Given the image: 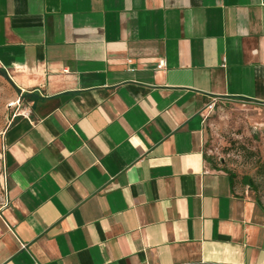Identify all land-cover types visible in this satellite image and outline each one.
Here are the masks:
<instances>
[{"label": "crops", "instance_id": "1", "mask_svg": "<svg viewBox=\"0 0 264 264\" xmlns=\"http://www.w3.org/2000/svg\"><path fill=\"white\" fill-rule=\"evenodd\" d=\"M0 63V264H264L204 147L211 99L264 103V0H0Z\"/></svg>", "mask_w": 264, "mask_h": 264}, {"label": "rangeland", "instance_id": "2", "mask_svg": "<svg viewBox=\"0 0 264 264\" xmlns=\"http://www.w3.org/2000/svg\"><path fill=\"white\" fill-rule=\"evenodd\" d=\"M6 83L0 74V131L7 117ZM205 109L204 147L210 163L235 174V187L264 207V103L247 99H211ZM3 145L0 140V152ZM4 165L0 154V201Z\"/></svg>", "mask_w": 264, "mask_h": 264}, {"label": "built area", "instance_id": "3", "mask_svg": "<svg viewBox=\"0 0 264 264\" xmlns=\"http://www.w3.org/2000/svg\"><path fill=\"white\" fill-rule=\"evenodd\" d=\"M166 65V62H165V60L164 59H162L159 63H158V68H162V67H164ZM0 68H1V63H0ZM8 106L9 107H11L12 108V111H13V116H16L17 114H19V113H24V114H26V115H28L29 113H27L24 109H23V105H22V103H21V101H20V99H18L17 101H11V102H9V104H8ZM207 109H212L213 107H214V103L212 102V103H210V104H207ZM3 180H4V185H3V188H4V190H6L7 189V173H6V171H4V173H3Z\"/></svg>", "mask_w": 264, "mask_h": 264}, {"label": "trees", "instance_id": "4", "mask_svg": "<svg viewBox=\"0 0 264 264\" xmlns=\"http://www.w3.org/2000/svg\"><path fill=\"white\" fill-rule=\"evenodd\" d=\"M235 99H245V98H242V97H234ZM214 167H218L217 165H214ZM225 170V169H224ZM228 174H229V176H230V178H231V182H232V185L234 186L235 185V174L234 173H232V172H229V171H227V170H225ZM257 203H259L260 204V202L257 200Z\"/></svg>", "mask_w": 264, "mask_h": 264}, {"label": "water", "instance_id": "5", "mask_svg": "<svg viewBox=\"0 0 264 264\" xmlns=\"http://www.w3.org/2000/svg\"><path fill=\"white\" fill-rule=\"evenodd\" d=\"M8 79H9V77H8Z\"/></svg>", "mask_w": 264, "mask_h": 264}]
</instances>
